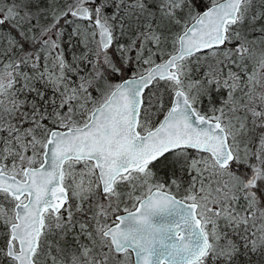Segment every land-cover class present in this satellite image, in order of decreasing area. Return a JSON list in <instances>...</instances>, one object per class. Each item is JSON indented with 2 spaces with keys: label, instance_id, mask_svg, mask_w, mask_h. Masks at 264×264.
<instances>
[{
  "label": "snow or ice",
  "instance_id": "obj_1",
  "mask_svg": "<svg viewBox=\"0 0 264 264\" xmlns=\"http://www.w3.org/2000/svg\"><path fill=\"white\" fill-rule=\"evenodd\" d=\"M0 264H264V0H0Z\"/></svg>",
  "mask_w": 264,
  "mask_h": 264
}]
</instances>
